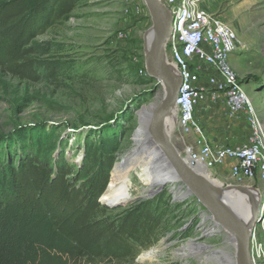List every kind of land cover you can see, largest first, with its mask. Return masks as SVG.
Instances as JSON below:
<instances>
[{
    "label": "rangeland",
    "instance_id": "374dc122",
    "mask_svg": "<svg viewBox=\"0 0 264 264\" xmlns=\"http://www.w3.org/2000/svg\"><path fill=\"white\" fill-rule=\"evenodd\" d=\"M203 2L245 44L232 55L231 62L233 58L237 62L235 72L264 129V0ZM152 28L144 0H79L69 15L33 41L36 53L31 58L40 81L21 80L0 68V136L9 138L16 130L27 128L34 132L41 158L54 162L63 153L75 172L82 167L84 156L92 155L95 149L112 155L115 164L120 162L137 146L138 112L164 96L159 80L150 82L140 74ZM241 115L248 123V115ZM176 123L169 137L180 153L184 144ZM194 141L189 137L191 144ZM135 154L133 160L139 152ZM84 174L73 176L81 183ZM211 174L224 188L253 187L259 194L255 192L256 197L264 199L260 173L254 181L240 183L230 177L229 166ZM128 186L134 196L129 205L108 207L105 214L121 217L134 206L150 203L162 228L158 242L135 260L113 264H230L236 256V244L226 231L203 235L214 225L206 219V208L197 198L187 197L180 184L165 186L153 198L150 191L143 192L145 187L134 177ZM256 208L261 212L255 226L259 248L255 257L257 264H264V200L258 201ZM201 246L209 248L203 250ZM151 251L155 252L153 257L142 259Z\"/></svg>",
    "mask_w": 264,
    "mask_h": 264
},
{
    "label": "trees",
    "instance_id": "16d2710c",
    "mask_svg": "<svg viewBox=\"0 0 264 264\" xmlns=\"http://www.w3.org/2000/svg\"><path fill=\"white\" fill-rule=\"evenodd\" d=\"M78 1H0V68L40 81L33 41ZM33 133L21 128L0 136V264H113L133 261L158 242L162 222L150 203L121 217L105 214L100 199L111 181L112 155L95 149L75 172L63 153L54 162L41 158ZM79 173H85L81 183L73 176Z\"/></svg>",
    "mask_w": 264,
    "mask_h": 264
},
{
    "label": "built area",
    "instance_id": "2783aa9c",
    "mask_svg": "<svg viewBox=\"0 0 264 264\" xmlns=\"http://www.w3.org/2000/svg\"><path fill=\"white\" fill-rule=\"evenodd\" d=\"M158 2L171 18V36L165 47L166 61L181 81L174 111L184 144L180 152L182 159L193 169L202 168L209 172L224 170L230 162V177L235 182L254 181L260 173L264 186V129L231 64L232 55L239 51L236 32L217 14L203 10L200 7L203 0ZM208 70L213 73L207 76L208 89H205L201 79ZM140 74L148 76L146 69ZM221 98L231 115H248L252 126L248 143L211 146L206 142L196 112L205 102L217 103ZM191 136L195 138L193 144L189 142ZM250 189L257 192L253 187ZM262 200L261 197L260 202ZM256 231L257 228L253 227L250 243L255 264V254L259 252ZM262 257L264 261V253Z\"/></svg>",
    "mask_w": 264,
    "mask_h": 264
},
{
    "label": "water",
    "instance_id": "95a60500",
    "mask_svg": "<svg viewBox=\"0 0 264 264\" xmlns=\"http://www.w3.org/2000/svg\"><path fill=\"white\" fill-rule=\"evenodd\" d=\"M144 1L153 20L152 39L146 48L145 69L148 77L160 81L164 88V96L158 103L150 104L147 108L142 107L138 112L142 118V120L140 118V123L145 128L146 137V142L140 145L144 149L152 148L160 155L165 165L163 171L168 175L159 188L149 192L150 197L153 198L167 183L180 184V190L184 189L187 197L197 198L198 202L206 208L208 213L206 219L210 220L215 227L231 235L237 247L238 257L235 262L230 261V264H255L250 252L251 233L260 220L254 221L249 230L246 229L229 203L214 194L201 180L199 172L182 159L166 133V119L175 110L181 89L179 76L166 61L165 47L171 36V18L170 13L158 0ZM137 141L135 139V142ZM132 155L133 153L127 154L121 163H126ZM118 165L119 163L114 165L113 171ZM102 197L100 201L110 208H118L122 205L120 202H105ZM203 235L208 234L203 232ZM203 250L206 249L203 248Z\"/></svg>",
    "mask_w": 264,
    "mask_h": 264
},
{
    "label": "bare ground",
    "instance_id": "6f19581e",
    "mask_svg": "<svg viewBox=\"0 0 264 264\" xmlns=\"http://www.w3.org/2000/svg\"><path fill=\"white\" fill-rule=\"evenodd\" d=\"M152 34L149 35V41L152 39ZM147 108V107H146ZM145 108V110H146ZM141 118V116H139ZM142 120V118H141ZM176 114L175 111H172L166 119V133L170 136L171 131L175 126ZM169 131V132H168ZM145 128L140 123V127L137 133V146L134 147L133 155L126 163H119L117 168L113 172L112 180L110 181L108 191L103 195L102 199L106 202L114 203L120 202L122 206L129 205L133 200L134 196L130 195L128 192V183L132 177L138 180L145 188L144 191L153 192L159 188L163 181L168 177L163 171L164 164L160 158V155L154 151L152 148H143V142H146L145 137ZM136 136V135H135ZM135 152H139L138 157L134 159L137 155ZM138 171V173H137ZM201 180L206 184V186L214 192L218 197L224 199L229 205L233 208L234 212L237 214L239 220H241L243 226L246 229H250L252 223L258 219L259 213L261 212L256 208L258 206V201L260 203L261 197H256L255 191L244 188L242 189H232V187L224 188V186L218 180L214 179L211 172L199 168L197 170ZM136 172V173H135ZM171 183H167L169 185ZM165 185V186H167ZM185 192V191H183ZM259 195V194H258ZM105 196V197H104ZM107 198V199H106ZM254 199L253 202L250 199ZM246 207L250 209L246 212ZM221 232V230L215 226L211 229L205 231L204 233L213 234L214 232ZM203 248L208 249L207 246ZM154 251L148 252L142 256V259H148L153 257ZM238 257V252L235 257L232 258V261L235 262Z\"/></svg>",
    "mask_w": 264,
    "mask_h": 264
},
{
    "label": "crops",
    "instance_id": "0c3cea01",
    "mask_svg": "<svg viewBox=\"0 0 264 264\" xmlns=\"http://www.w3.org/2000/svg\"><path fill=\"white\" fill-rule=\"evenodd\" d=\"M200 7L205 11H211V8L204 2ZM237 39L239 50L244 49L245 44L238 36ZM231 64L234 69H237L238 65L234 58ZM212 73V71L208 70L202 75L201 85L203 88L208 89L207 76ZM196 119L203 129L206 142L211 146H236L244 141H250L252 137L249 121L247 123V120L241 114L231 115L228 113L222 98L217 103L207 101L202 104L196 112ZM228 166L230 167V162L226 168Z\"/></svg>",
    "mask_w": 264,
    "mask_h": 264
}]
</instances>
